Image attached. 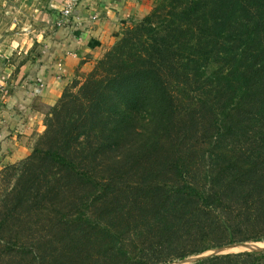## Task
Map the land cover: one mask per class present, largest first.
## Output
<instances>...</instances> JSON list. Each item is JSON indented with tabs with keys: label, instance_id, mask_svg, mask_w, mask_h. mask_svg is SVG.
Returning <instances> with one entry per match:
<instances>
[{
	"label": "trees",
	"instance_id": "16d2710c",
	"mask_svg": "<svg viewBox=\"0 0 264 264\" xmlns=\"http://www.w3.org/2000/svg\"><path fill=\"white\" fill-rule=\"evenodd\" d=\"M166 1L51 106L0 203V264H165L264 239V0Z\"/></svg>",
	"mask_w": 264,
	"mask_h": 264
},
{
	"label": "rangeland",
	"instance_id": "374dc122",
	"mask_svg": "<svg viewBox=\"0 0 264 264\" xmlns=\"http://www.w3.org/2000/svg\"><path fill=\"white\" fill-rule=\"evenodd\" d=\"M83 1L85 0H0V134L3 131L7 139L9 137L13 139V145H10L11 143L9 144L7 139L5 140L7 141L5 142V145H10V147L7 148L8 155L13 154L16 148H20L18 145L20 144L19 140L17 138H12V133L9 131L10 128L8 129L9 122H7V119L9 115L13 119L18 118V116H14L18 115L19 112L24 111L26 101L20 99V97L24 96L25 99L27 97L22 94L24 90L21 89L25 88L30 90L31 85L29 86L28 84L31 81V77H34L37 67L45 64L46 61L48 63L49 56L55 46V41L59 40L58 37L63 29L62 26H64V22L61 19L64 9L73 7L74 10H82L81 5ZM86 1H89L90 3L91 1L96 0ZM91 4V6H87L88 10L94 11V8L97 5L100 6V9L103 7L98 1L94 3L92 2ZM157 4L160 6L166 5L168 4V1L143 0L144 9L146 8L144 16L134 20L132 19L130 23L124 24L120 33L117 35L116 40L112 44L110 43L106 48H99L101 53L97 56L98 58L95 59L91 68L89 70H84L85 72H78V76L62 88L54 102H46L44 104L34 102L37 105V110L40 112L43 121V129L38 133L34 131V133L30 135L28 141L29 145L25 148L26 154L22 158L12 162L6 161L5 163H2L0 160V203L1 201L6 200V194L22 172L30 173V169L25 170V165L22 162L27 160V157L36 146L39 145L46 148V144L40 143V140L46 129V118L52 111L51 106L58 102L65 90L71 89L75 85L77 86V90L78 86L85 80L87 74L97 64V61L104 56L106 51L110 49L119 38L122 37L123 32L141 21ZM87 15L91 16V13ZM97 18H99V16H97ZM78 30L79 28L74 31ZM89 58L93 60V56ZM61 62H58L57 66L63 67V62ZM34 87V89H31V92H35L37 95L39 93V91L36 90L38 87ZM37 127H40V122H38ZM11 166H16V169H11ZM11 205L12 201L8 202V208H10ZM29 225L31 224H26L24 227H28ZM14 230L15 228L11 226L6 234H4V240H14L11 236V233ZM28 232V230L20 231L21 234H26ZM248 242L255 243L257 241L248 240ZM213 249L215 248H210L201 253L191 254L182 259H174L165 264H178V261L186 259L189 260L179 264H193L199 259L211 256L209 255L199 258ZM246 251L258 253L264 250L252 248ZM195 256L197 258H195Z\"/></svg>",
	"mask_w": 264,
	"mask_h": 264
},
{
	"label": "crops",
	"instance_id": "0c3cea01",
	"mask_svg": "<svg viewBox=\"0 0 264 264\" xmlns=\"http://www.w3.org/2000/svg\"><path fill=\"white\" fill-rule=\"evenodd\" d=\"M96 1L100 2L103 7L100 9V6L97 5L94 11L88 10L87 6H91V3ZM96 1L90 3L86 0L83 1L82 10H78L79 16L75 17V20L70 19L66 26H62L63 32H61L64 34L60 32L59 40L55 41L48 63L46 61L45 64L37 67L34 77H31L28 84L31 85V89L37 86L36 90L39 93L36 95L35 92H33L34 94L31 92V89H21L24 90L22 94L27 97L26 99L24 96L20 97L26 101L24 111L13 115L18 118L13 119L9 115L7 119L12 138L19 140L20 144L16 143L20 148H16L13 154L8 155L7 148L13 145V139L11 137L7 139L2 131L0 134V160L2 163L22 158L26 154L25 148L29 145L30 135L34 131L37 133L42 131L43 121L34 102L39 104L54 102L62 88L72 82L78 76V72H85L84 70L91 68L101 53L99 48L108 47L116 40L124 24L130 23L132 19L141 18L146 13L143 0ZM89 13L91 16L87 15ZM78 28V31H74ZM92 56L93 60L89 58ZM61 61L63 67L57 66V63ZM38 122H40V127H37ZM6 139L9 144L11 143L10 145H5Z\"/></svg>",
	"mask_w": 264,
	"mask_h": 264
},
{
	"label": "water",
	"instance_id": "95a60500",
	"mask_svg": "<svg viewBox=\"0 0 264 264\" xmlns=\"http://www.w3.org/2000/svg\"><path fill=\"white\" fill-rule=\"evenodd\" d=\"M252 246H253L252 242H248V241H241V242L231 243V244H227V245L222 246V247H217V248L213 249L212 251L207 252L205 255L200 256L199 258H202V257H205V256H209V255L221 254V253H231V252L246 251V250L252 249L253 248ZM262 250H264V248ZM195 258H197V257L195 256ZM188 260L189 259L181 260V261H178L177 263L178 264L179 263H183V262L188 261Z\"/></svg>",
	"mask_w": 264,
	"mask_h": 264
},
{
	"label": "built area",
	"instance_id": "2783aa9c",
	"mask_svg": "<svg viewBox=\"0 0 264 264\" xmlns=\"http://www.w3.org/2000/svg\"><path fill=\"white\" fill-rule=\"evenodd\" d=\"M77 16H79V11H77V9L74 10L73 7H68L66 9H64V11L62 13V18H61L64 22L63 23L64 26H66L69 23L70 19L75 20V17H77ZM95 17H93V19H95Z\"/></svg>",
	"mask_w": 264,
	"mask_h": 264
},
{
	"label": "bare ground",
	"instance_id": "6f19581e",
	"mask_svg": "<svg viewBox=\"0 0 264 264\" xmlns=\"http://www.w3.org/2000/svg\"><path fill=\"white\" fill-rule=\"evenodd\" d=\"M252 247L255 249H263L264 248V239L262 241H257L252 243Z\"/></svg>",
	"mask_w": 264,
	"mask_h": 264
}]
</instances>
